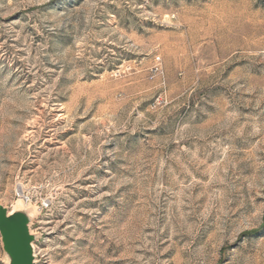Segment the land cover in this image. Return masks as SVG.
Returning <instances> with one entry per match:
<instances>
[{
	"label": "rangeland",
	"instance_id": "rangeland-1",
	"mask_svg": "<svg viewBox=\"0 0 264 264\" xmlns=\"http://www.w3.org/2000/svg\"><path fill=\"white\" fill-rule=\"evenodd\" d=\"M19 198L37 264H264V0H0Z\"/></svg>",
	"mask_w": 264,
	"mask_h": 264
},
{
	"label": "water",
	"instance_id": "water-1",
	"mask_svg": "<svg viewBox=\"0 0 264 264\" xmlns=\"http://www.w3.org/2000/svg\"><path fill=\"white\" fill-rule=\"evenodd\" d=\"M37 212L19 198L12 210L0 204V236L6 264H37L31 225Z\"/></svg>",
	"mask_w": 264,
	"mask_h": 264
}]
</instances>
